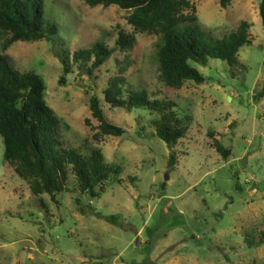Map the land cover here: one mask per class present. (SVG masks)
Returning a JSON list of instances; mask_svg holds the SVG:
<instances>
[{
    "label": "rangeland",
    "instance_id": "1",
    "mask_svg": "<svg viewBox=\"0 0 264 264\" xmlns=\"http://www.w3.org/2000/svg\"><path fill=\"white\" fill-rule=\"evenodd\" d=\"M189 1L206 35L221 37L248 22L234 77L224 60L188 61L204 81L185 80L165 91L157 77V35L134 31L125 21L128 11L114 4L43 0L42 26L52 23L56 33L0 45L15 69L40 77L62 146L83 155L98 147L112 176L90 197L78 191L67 167L54 199L34 195L3 160L0 136V264H264V238L257 241L264 229V28L257 0H229L224 7L217 0ZM118 29L133 34L131 48L114 49L92 75L71 60L73 50L94 41L112 47ZM64 54L70 71L59 84ZM114 75L123 77L122 96L142 88L148 98L172 100L182 136L168 147L154 134L159 112L104 102L102 89ZM91 94L105 118L123 128L121 135L92 138ZM214 140L229 149L226 157Z\"/></svg>",
    "mask_w": 264,
    "mask_h": 264
},
{
    "label": "trees",
    "instance_id": "2",
    "mask_svg": "<svg viewBox=\"0 0 264 264\" xmlns=\"http://www.w3.org/2000/svg\"><path fill=\"white\" fill-rule=\"evenodd\" d=\"M88 6L114 4L127 10L125 21L134 31L157 35L155 49L157 77L164 90L178 89L183 81L196 84L204 76L188 61L204 64L207 58L224 60L230 77L240 71L242 64L236 56L238 48L249 41V24L240 20L236 27L221 37H212L200 31L193 14L194 6L189 0H83ZM229 0H217L220 7ZM43 0H0V45L5 49L14 41L48 40L56 33L54 24L42 26ZM257 13L264 28V0H257ZM132 33L118 29L109 47L102 41H94L87 48L71 52L70 58L78 62L88 75H92L110 56L114 49L131 48ZM67 56L60 59L61 74L57 81L64 83V74L70 71ZM122 71V68H119ZM121 75L107 80L102 89V99L109 106H121L126 110L141 107L159 112L155 120L154 134L170 147L183 134L179 119L172 110L170 99L148 98L142 88L121 95ZM43 84L38 74L15 69L4 54L0 53V136L2 158L12 167L14 174L27 182L30 193H46L54 199L67 178V167L73 174L77 189L90 197H98L104 185L112 179L111 167L102 161L98 147L91 148L86 155L73 147L62 146L58 119L42 99ZM90 115L97 121L92 138L105 135L119 136L123 128L109 122L102 113L100 100L95 94L88 97ZM214 148L222 157L229 149L214 140ZM173 152L167 155V164L173 163ZM96 187V189H95ZM76 203L79 201L75 198ZM103 219L115 222L114 215ZM246 238L251 243V238ZM264 238L260 231L258 242Z\"/></svg>",
    "mask_w": 264,
    "mask_h": 264
}]
</instances>
